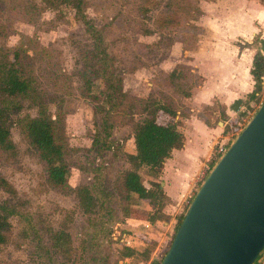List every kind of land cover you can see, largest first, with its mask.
<instances>
[{
	"label": "rangeland",
	"instance_id": "1",
	"mask_svg": "<svg viewBox=\"0 0 264 264\" xmlns=\"http://www.w3.org/2000/svg\"><path fill=\"white\" fill-rule=\"evenodd\" d=\"M185 1L197 6L202 16L193 23L182 18L176 27L166 32L157 30L155 21L165 12L170 0H84L85 15L103 34L126 97H150L160 103L170 101L181 117L187 110L181 104V95L195 90L201 82L190 65L192 56H199L196 52L200 45L207 49L208 40L218 38L214 36L218 24L224 26L230 19H238L240 10L234 4L241 0H219L215 6L212 4L218 0ZM56 5L54 0L53 3L0 0V48L18 47L27 53L32 89L54 100L55 103L47 101L52 118L57 114L61 116L65 160L70 168L68 184L71 189L87 186L97 204L93 213L83 214L73 192L61 194L50 188L35 151L12 123L10 138L14 156L7 158L0 154V180L7 184L5 188L0 186V206L10 212V232L6 243L0 246V264H99V260L95 262L97 258H106L107 264H136L141 259L139 255L120 260L119 248L127 240L134 244L137 254L144 248L152 249L158 242L153 256L157 264L174 233L177 219L163 222L165 225L149 226L146 219L155 207L150 208L134 196L125 204L116 195V179L129 169L126 155L133 150L128 117L116 110L126 109L130 100L122 101L109 116L112 127L106 141L108 148L101 150L99 146H91V139L100 133L101 114L94 113V103L83 97L84 86L78 77L82 66L80 53L88 50L90 41L82 25L73 18L72 10ZM230 7L231 13L226 19L213 18L214 12L222 14ZM260 20L264 21V11ZM187 24L198 27V31ZM209 28L214 31L208 35ZM250 46L260 49L258 35ZM260 53L264 57V47ZM177 63L189 67L190 75L183 80L169 81L167 75ZM261 85L257 100L233 118L239 119L243 127V121L252 117L264 99V74ZM99 88L97 86V90ZM20 106L19 112L11 116L12 122L36 113L28 100H20ZM107 107L105 105L104 109ZM132 113H135L133 122L143 119L136 108H132ZM198 117L220 130L223 143L227 138L232 142L243 128L235 127L230 131L228 119L215 102L201 109ZM167 121V117L158 119L159 123ZM138 173L142 185L147 187L145 169ZM59 232H65L70 239V253L65 257L52 248V237ZM157 235L160 240H153ZM123 237L127 240L120 244Z\"/></svg>",
	"mask_w": 264,
	"mask_h": 264
},
{
	"label": "trees",
	"instance_id": "2",
	"mask_svg": "<svg viewBox=\"0 0 264 264\" xmlns=\"http://www.w3.org/2000/svg\"><path fill=\"white\" fill-rule=\"evenodd\" d=\"M41 1L53 3V0ZM254 1L259 5H264V0ZM54 4L72 10L73 18L82 25L83 32L90 41L88 50L80 53L82 66L78 72V77L84 86V90H82L83 97L94 103V113L101 114L100 133H96L91 139V146H99L101 150L108 148L106 141L109 139V130L112 127L109 116L113 110L119 107L122 101L130 100L126 109L116 110L122 116L128 117L134 148L133 153L126 155L129 169L116 179V195L125 204L129 203L130 198L134 196L136 199L146 202L150 208L155 207V211L149 214L146 219L149 226L168 222L169 218L162 213L167 198L159 187L158 176L164 161L170 157L171 151L179 150L183 146L184 137L178 131V127L181 126L179 119H188L189 109L187 108L182 118L179 112L170 104V101L160 103L150 97L146 99L127 98L121 89V79L113 68V60L107 53L102 32L85 15L84 0H54ZM201 16L202 12L191 2L170 0L165 12L155 21V27L159 31L168 32L167 30L176 27L182 18L193 23L197 22ZM187 25L192 30L198 31L199 29L192 24ZM254 48L256 52L249 69L253 90L246 96L243 108L248 107L250 102L257 100L256 97L262 87L264 57L257 46H254ZM27 60L28 55L21 48L16 47L11 50L0 48V154L7 158L14 156L15 148L10 138V126L15 123L27 145L35 151L42 166L46 184L61 194L73 192L82 213L91 214L94 212L93 209L96 207L97 200L87 186L70 188L68 184L70 168L65 160L66 146L61 135V116L57 114L56 118H52L47 108V101L55 103L54 100L48 98L46 94L38 92L35 88L32 89V79L29 75L30 63ZM188 68L182 64H177L167 75V79L169 81L185 79L187 74L190 75L191 69ZM97 86L100 87L98 90ZM189 91L184 92L181 95L182 98H188ZM20 100H28L35 107L36 113L33 117L25 116L12 122L11 116L16 115L21 108ZM105 105L108 106L106 109H104ZM132 108H136L138 114L143 116L140 122H133L132 118L135 113H132ZM160 117L165 119L167 117L168 121L159 123L158 119ZM176 117L177 120H175ZM238 120L235 118L228 122L230 131L235 127L239 130L243 127L242 124L238 123ZM229 142L226 144L227 146ZM217 159L218 157L212 156L208 162L209 170ZM142 168L146 171L148 188H145L141 183L138 171ZM0 186L5 188L7 184L0 180ZM184 213L185 209L178 216H175L177 221L174 233ZM9 215L10 212L0 206V246L4 245L8 239L10 232ZM174 233L170 236L167 248L162 253L161 258L167 251ZM52 248L63 257L68 256L71 249L69 236L65 232L55 234L52 237ZM119 249L120 260L132 259L139 255L141 256L140 260L146 261L150 252V250L144 248L142 252L137 254L138 252L125 244H122ZM263 252L264 250L257 256L253 264H264ZM98 260L99 264H107L106 258H97L95 262Z\"/></svg>",
	"mask_w": 264,
	"mask_h": 264
},
{
	"label": "water",
	"instance_id": "3",
	"mask_svg": "<svg viewBox=\"0 0 264 264\" xmlns=\"http://www.w3.org/2000/svg\"><path fill=\"white\" fill-rule=\"evenodd\" d=\"M263 250L264 99L199 184L158 264H253Z\"/></svg>",
	"mask_w": 264,
	"mask_h": 264
},
{
	"label": "crops",
	"instance_id": "4",
	"mask_svg": "<svg viewBox=\"0 0 264 264\" xmlns=\"http://www.w3.org/2000/svg\"><path fill=\"white\" fill-rule=\"evenodd\" d=\"M217 3L219 0L212 5ZM234 5L240 10L238 19H230L224 26L218 24V30L214 32V36L218 38L208 40L207 49L202 47L203 44L200 45L196 52L199 56L194 54L190 62L194 72L201 78V83L195 90L189 91L188 98L182 99L181 104L189 109L190 114L188 119H179L181 126L178 131L183 135L184 143L181 149L171 151L158 176L159 187L167 198L162 213L169 218L168 222L181 213L183 206L189 203L206 175L208 162L212 158V146L223 143L220 130L214 129L199 118L198 112L205 107H211L215 102L230 121L243 108L246 96L252 91L253 83L249 69L256 49L250 44L258 35L262 52L264 21L260 20V17L264 6L254 0H241ZM230 13L231 7L227 11L224 9L222 14L214 12L213 18L226 19ZM212 31L214 30L209 28L207 34ZM133 151L134 148L131 153ZM145 188H148V185ZM123 240L124 237L119 243L122 244ZM153 240L159 241L160 237L157 235ZM158 244L157 242L150 249L146 261L139 260L136 264H156L153 256ZM125 245L138 251L128 240Z\"/></svg>",
	"mask_w": 264,
	"mask_h": 264
},
{
	"label": "built area",
	"instance_id": "5",
	"mask_svg": "<svg viewBox=\"0 0 264 264\" xmlns=\"http://www.w3.org/2000/svg\"><path fill=\"white\" fill-rule=\"evenodd\" d=\"M247 120L243 121L244 124H246ZM229 138H227L225 143L222 144H214L211 148V154L212 156L220 157L226 150L227 148V143L229 142ZM230 143V142H229ZM204 179V178H203ZM202 179V180H203ZM201 183V182H200Z\"/></svg>",
	"mask_w": 264,
	"mask_h": 264
}]
</instances>
